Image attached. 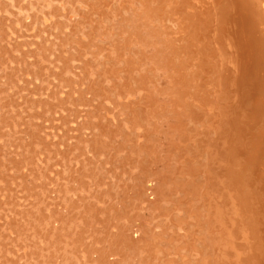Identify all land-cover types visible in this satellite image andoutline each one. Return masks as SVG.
Returning a JSON list of instances; mask_svg holds the SVG:
<instances>
[{
	"label": "bare ground",
	"instance_id": "6f19581e",
	"mask_svg": "<svg viewBox=\"0 0 264 264\" xmlns=\"http://www.w3.org/2000/svg\"><path fill=\"white\" fill-rule=\"evenodd\" d=\"M0 141V264H264V0H0Z\"/></svg>",
	"mask_w": 264,
	"mask_h": 264
},
{
	"label": "snow or ice",
	"instance_id": "6c2138e0",
	"mask_svg": "<svg viewBox=\"0 0 264 264\" xmlns=\"http://www.w3.org/2000/svg\"><path fill=\"white\" fill-rule=\"evenodd\" d=\"M55 14L57 16L59 15L58 12H56ZM29 79H31V77H29ZM45 82H47V81L45 80ZM35 83L36 84H40L41 81L40 80H36ZM65 92H67V89L66 88H65ZM39 94H40L39 92L36 93V95H39ZM57 95H59V94H57ZM74 103H75V99L72 98V97H70V96H68V95H65V98L62 101V104L63 105H69V106H71ZM69 123H71V121H69ZM0 143H2V141H0ZM43 146L44 145H41V147H43ZM48 147L51 148V146H48ZM56 147L59 148V147H61V145H56ZM33 148H35V145H33ZM62 155H65L66 156L67 154L62 153ZM97 155H99V153H97ZM53 156L55 157V153L53 154ZM27 158H28V154H25V157L23 159H20L18 161V167H19V169L21 171L25 172V173L29 172L35 166L34 163H28L26 165L25 162H24V160L27 159ZM36 158H38L39 160H43L44 159V157L41 155L40 152H35L34 153L33 160L35 161ZM73 163H75V161H73ZM87 163H91V162L90 161H87V160H83L80 165H77V167H82L83 164H87ZM44 171L47 172V171H49V169H44ZM2 183L3 182L0 181V187H2ZM2 198L3 197L0 196V199H2Z\"/></svg>",
	"mask_w": 264,
	"mask_h": 264
}]
</instances>
